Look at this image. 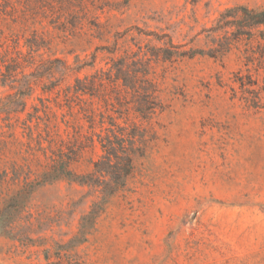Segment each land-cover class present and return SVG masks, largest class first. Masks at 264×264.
I'll list each match as a JSON object with an SVG mask.
<instances>
[{"label": "rangeland", "instance_id": "obj_1", "mask_svg": "<svg viewBox=\"0 0 264 264\" xmlns=\"http://www.w3.org/2000/svg\"><path fill=\"white\" fill-rule=\"evenodd\" d=\"M237 7L264 0H0V264H264V40L211 31ZM142 54L163 111L98 87L145 144L103 201L66 176L102 155L73 86Z\"/></svg>", "mask_w": 264, "mask_h": 264}, {"label": "trees", "instance_id": "obj_2", "mask_svg": "<svg viewBox=\"0 0 264 264\" xmlns=\"http://www.w3.org/2000/svg\"><path fill=\"white\" fill-rule=\"evenodd\" d=\"M211 31L223 32L226 36L233 34L236 40L254 39L256 37L254 33L258 32L261 39L264 40V9L253 10L247 7L228 9L219 16ZM169 44L171 48H176L171 43ZM224 46H220L221 55L230 50L231 43ZM160 50L162 49H157L151 56L154 59L162 60H170L173 57L192 58V55L186 53H173L174 56H164L160 55ZM163 52L167 54L168 50ZM134 55H139V53ZM146 56V54H142L137 58L124 57L116 62L112 61L111 67L107 71L97 73L91 82L87 83L86 80L76 79L73 86V94L76 97L89 95L91 98H99L104 104L98 114L92 109L84 110L83 117L87 124L86 134L83 135L84 140L90 145L97 141L102 155L93 163L90 173L80 177L66 176L99 191L103 201L124 187L126 179L133 171V159L144 155L145 144L143 129L140 125L129 118L119 123L118 120L122 118V112L115 116L116 114L109 110V107H114V99L110 95L99 93L97 89L106 79L116 85L119 83L117 85L118 101L122 100L124 95H130L133 114L141 121H151L154 116L163 111V106L158 100L157 83L154 73L151 71L152 59ZM128 60L131 61L128 63ZM98 81L99 83H96ZM238 82L242 87L247 84L254 85V83H244L241 77ZM124 111H128V109ZM69 162L70 159L67 163ZM92 213L90 212L89 215L92 216Z\"/></svg>", "mask_w": 264, "mask_h": 264}]
</instances>
